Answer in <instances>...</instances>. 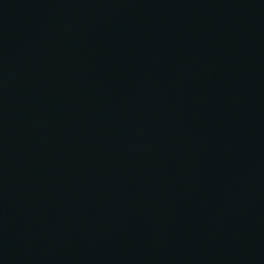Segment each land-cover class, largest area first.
I'll return each instance as SVG.
<instances>
[{"label": "water", "instance_id": "water-1", "mask_svg": "<svg viewBox=\"0 0 264 264\" xmlns=\"http://www.w3.org/2000/svg\"><path fill=\"white\" fill-rule=\"evenodd\" d=\"M0 264H264V0H0Z\"/></svg>", "mask_w": 264, "mask_h": 264}]
</instances>
